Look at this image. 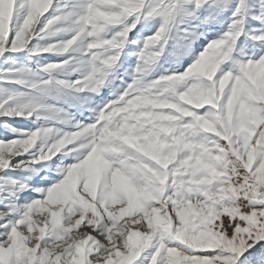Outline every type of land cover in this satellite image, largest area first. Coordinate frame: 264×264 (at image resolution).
Listing matches in <instances>:
<instances>
[{"label": "snow or ice", "instance_id": "1", "mask_svg": "<svg viewBox=\"0 0 264 264\" xmlns=\"http://www.w3.org/2000/svg\"><path fill=\"white\" fill-rule=\"evenodd\" d=\"M0 264H264V0H0Z\"/></svg>", "mask_w": 264, "mask_h": 264}]
</instances>
